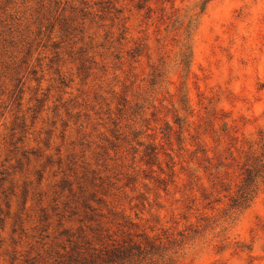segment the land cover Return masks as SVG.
I'll list each match as a JSON object with an SVG mask.
<instances>
[{
    "label": "rangeland",
    "instance_id": "1",
    "mask_svg": "<svg viewBox=\"0 0 264 264\" xmlns=\"http://www.w3.org/2000/svg\"><path fill=\"white\" fill-rule=\"evenodd\" d=\"M121 246L264 264V0H0V264Z\"/></svg>",
    "mask_w": 264,
    "mask_h": 264
},
{
    "label": "trees",
    "instance_id": "2",
    "mask_svg": "<svg viewBox=\"0 0 264 264\" xmlns=\"http://www.w3.org/2000/svg\"><path fill=\"white\" fill-rule=\"evenodd\" d=\"M139 6L147 2V0H138ZM253 183V177L251 175L250 170L246 171L245 176L242 178L239 193L240 198L243 202H247L250 197V188ZM136 249L138 251V248H131V250ZM130 251L128 249H124V247H116L111 249L110 251L106 252L104 256H96L94 258L89 259H74V262L76 264H96L97 261H99L100 264H119L128 259L130 256Z\"/></svg>",
    "mask_w": 264,
    "mask_h": 264
}]
</instances>
